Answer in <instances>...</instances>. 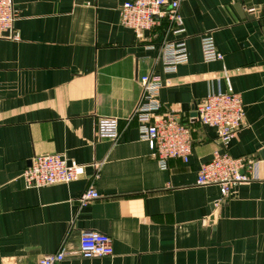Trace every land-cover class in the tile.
I'll use <instances>...</instances> for the list:
<instances>
[{
  "label": "crops",
  "instance_id": "obj_1",
  "mask_svg": "<svg viewBox=\"0 0 264 264\" xmlns=\"http://www.w3.org/2000/svg\"><path fill=\"white\" fill-rule=\"evenodd\" d=\"M126 1L14 0L19 39L0 38V264H37L62 245L59 264H264V0H179L189 61L172 73L159 46L149 48L162 28L122 24ZM206 34L222 60L203 59ZM145 74L163 78L165 110L183 112L190 126L188 162L161 168L140 138L132 116ZM228 80L246 112L230 152L260 162L259 179L222 200L219 185L196 184L220 147L196 105L229 90ZM110 117L120 120L117 140L97 131ZM40 154L77 162L79 178L27 187L20 174ZM92 185L101 196L82 205ZM91 230L112 237L111 255L77 254Z\"/></svg>",
  "mask_w": 264,
  "mask_h": 264
},
{
  "label": "built area",
  "instance_id": "obj_2",
  "mask_svg": "<svg viewBox=\"0 0 264 264\" xmlns=\"http://www.w3.org/2000/svg\"><path fill=\"white\" fill-rule=\"evenodd\" d=\"M179 3V0H128L121 6L122 24L136 32L162 28L161 40L150 43L149 48L159 46V58L165 73L175 72L179 65L189 61V50L183 37L186 29L179 12ZM17 17L14 0H0V38L19 39L15 29ZM171 34L175 36L174 39H169ZM201 48L206 62L224 58L211 34L202 36ZM139 81L143 92L132 117L138 121L140 138L152 144L161 168L166 169L171 158L188 162L193 153L191 129L183 112L165 110L160 101L163 78L157 74H145ZM228 85L229 90L212 91L196 105L201 123L216 128L220 144L212 158L202 164L196 184L219 185L222 200L230 196L233 186L259 179L260 162L258 158L235 157L230 152L232 139L245 126L246 112L242 95L233 91L230 80ZM119 123L116 117L101 118L97 126L98 134L119 139ZM79 174L80 165L77 162L61 154H40L32 158L31 165L20 177L27 187H42L73 182L79 178ZM100 196L92 185L86 188L78 201L83 205ZM113 249V239L109 234L91 230L81 234L77 254L84 258L108 256L113 253ZM66 257L67 251L62 245L58 251L39 258L37 264H59Z\"/></svg>",
  "mask_w": 264,
  "mask_h": 264
},
{
  "label": "water",
  "instance_id": "obj_3",
  "mask_svg": "<svg viewBox=\"0 0 264 264\" xmlns=\"http://www.w3.org/2000/svg\"><path fill=\"white\" fill-rule=\"evenodd\" d=\"M196 113V112H195ZM196 115V114H195ZM29 165H31V161L29 162Z\"/></svg>",
  "mask_w": 264,
  "mask_h": 264
}]
</instances>
